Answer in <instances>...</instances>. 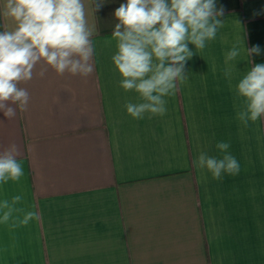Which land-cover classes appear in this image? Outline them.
Instances as JSON below:
<instances>
[{
    "label": "crops",
    "instance_id": "crops-1",
    "mask_svg": "<svg viewBox=\"0 0 264 264\" xmlns=\"http://www.w3.org/2000/svg\"><path fill=\"white\" fill-rule=\"evenodd\" d=\"M121 3L105 0L94 14L85 0L98 29L90 75L40 60L18 84L27 105L11 119L0 112V153L17 145L24 173L0 182V264H264V115L239 120L236 90L264 63V0H217L216 37L187 62L166 113L142 119L127 113L140 99L112 60ZM4 5L0 31H10ZM253 45L261 54L250 58ZM233 47L240 54L226 63ZM218 142L229 143L238 174L214 179L193 164L202 152L222 158Z\"/></svg>",
    "mask_w": 264,
    "mask_h": 264
},
{
    "label": "clouds",
    "instance_id": "clouds-1",
    "mask_svg": "<svg viewBox=\"0 0 264 264\" xmlns=\"http://www.w3.org/2000/svg\"><path fill=\"white\" fill-rule=\"evenodd\" d=\"M104 2L89 0L88 6L95 14ZM3 15L15 22L13 30L0 31V112L7 119L16 115L17 107L27 105L29 94L18 84L32 79L40 60L59 74L88 76L93 72L92 37L98 29L87 19L85 0H5ZM223 15L217 0H126L119 5L113 13L118 22L111 34L117 41L112 60L122 77V88L134 90L140 99L125 105L127 113L138 119L146 113H166L165 97L174 93L180 81H187V62L216 37ZM245 51L250 58L261 54L259 45ZM239 54L233 47L225 62ZM39 75L43 77L44 71ZM236 90L245 105L238 112L239 120L247 124L264 115V63L253 62ZM229 147L218 142L222 158L202 152L193 164L210 171L214 179L223 173L238 174L239 163ZM18 155L15 144L0 153V182L19 180L24 174ZM33 215L28 214L29 218Z\"/></svg>",
    "mask_w": 264,
    "mask_h": 264
}]
</instances>
